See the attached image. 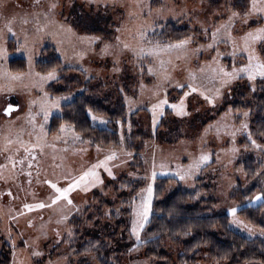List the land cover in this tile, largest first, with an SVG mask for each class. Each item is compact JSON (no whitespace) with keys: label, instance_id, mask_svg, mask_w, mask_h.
I'll list each match as a JSON object with an SVG mask.
<instances>
[{"label":"rangeland","instance_id":"obj_1","mask_svg":"<svg viewBox=\"0 0 264 264\" xmlns=\"http://www.w3.org/2000/svg\"><path fill=\"white\" fill-rule=\"evenodd\" d=\"M52 4L56 7L51 8ZM76 4L83 7L84 22L91 26L99 14L111 18L108 32L89 33L72 25L71 11ZM250 6L249 2L240 10L234 6V0H39L38 3L36 0H0V250L4 244L12 247L11 264H99L93 254L78 255L73 249L79 239L71 231L70 221L81 216L86 207L90 208L87 217L81 218L84 224H81V240L88 236L108 240L115 225L123 223L120 234L124 240L121 238L115 243L119 247L114 245L121 251L120 264H153L144 258L141 246L152 213L157 179L167 177L177 182L168 186L166 196L181 187L196 192L200 200L213 198L216 202L209 216L226 214L230 217V227L240 235L264 239L263 229L236 215V219L251 226L249 232L233 224L228 212L232 207L238 212L244 206L264 202V199H255L264 194V146L253 136L249 139V112L226 108L243 95V102L251 103L257 93L256 84L262 82L264 86V78L257 76L249 81L241 73L242 78L230 79L220 72V69L231 72L233 67L247 64L248 53L243 51L241 37L250 30L264 27V13L245 16ZM233 12L238 15L230 24L232 38L222 28L214 42L211 33L226 23ZM9 20L13 21L14 34L5 27ZM170 24L190 31L187 37L190 41L181 49L167 48L166 45L175 42L159 36L170 29ZM141 33L145 34L144 38ZM92 37L99 39L93 42L89 39ZM11 40L14 51L8 48ZM125 44L128 48H124ZM209 44L212 47H208ZM105 45L109 46L107 54L102 51ZM50 46L56 49L64 67L78 68L86 77L98 80L93 87L97 89L98 98L109 99L110 107L124 99L127 118L116 124L120 139L118 149L93 147L66 125L62 126L65 131L60 129L55 135L48 134L51 118L60 115L61 107L76 96L72 92L53 97L47 92L59 78V71H55V79H42L47 74H39L36 63L41 51ZM252 47L253 54L264 62V43ZM154 49L158 54H149ZM15 58L26 60L25 73L9 71L8 62ZM12 76L21 79L12 80ZM225 80L229 82L225 84ZM193 87L197 89L195 92L191 90ZM180 91H183L182 96H179ZM181 98L189 113L185 116L177 115L171 107ZM164 100L167 103H161ZM57 101L58 106L54 107ZM10 103L18 108L6 115L5 109ZM157 105L159 107H154ZM138 111L141 129H135L130 120ZM88 115L93 126L108 127L106 118L91 112ZM161 124L162 129L157 132ZM243 124H247V129ZM134 135L137 136L134 138ZM140 135L151 137L152 141L144 144L136 162L128 145L141 149ZM113 153L115 156L107 165L114 178L104 168L97 169L103 183L86 192L72 191L70 198L74 206L61 200L42 209L25 207L41 202L51 204L53 189L46 181L66 187L65 176H78ZM201 155L209 159L199 168L189 170ZM249 158L255 160L252 179L239 166ZM121 176L141 180V190L133 193L135 187L122 188L116 182ZM149 184L153 188L150 212L137 240L131 231L136 218L133 210L139 208ZM252 186H255L254 191H250ZM117 187L119 193H116ZM239 187L246 194L243 203L232 199ZM112 212L116 213V219L112 218ZM88 217H92L91 223L86 222ZM262 222L264 224V213ZM115 239L119 240V236ZM34 252L41 255H33ZM58 254L62 255L59 259Z\"/></svg>","mask_w":264,"mask_h":264},{"label":"trees","instance_id":"obj_2","mask_svg":"<svg viewBox=\"0 0 264 264\" xmlns=\"http://www.w3.org/2000/svg\"><path fill=\"white\" fill-rule=\"evenodd\" d=\"M249 2L250 0H234V6L240 10L245 9ZM71 14L74 18L72 25L81 30L89 33L108 32L111 18L103 14L95 16V20L91 22L93 26L84 22L83 7L76 4L72 8ZM169 28L159 34L161 39L166 38L176 43L187 39L190 35V31L176 29L174 24H170ZM9 50H15L13 41L9 42ZM8 69L12 74L25 73L27 71L26 60L23 58L11 59L8 62ZM53 69L59 71V78L47 88V92L53 97L65 96L72 92H75L76 96L72 102L61 107L60 115L51 118L48 134L55 135L63 125H66L72 128L83 141L90 142L93 147L118 149L120 139L116 124L123 123L127 118L124 99H119L113 107H110L109 99L98 98L97 89L93 87V84L98 80L86 77L78 68L64 67L56 49L51 46L45 47L36 63V70L39 74L46 75ZM256 85L257 93L251 103L245 104L242 100L244 99L243 95L239 101L229 103L226 108L232 107L234 111L249 112L251 136L264 146V86L262 82H258ZM182 94L183 91H180L179 96ZM89 112L106 118L108 127L93 126L88 115ZM139 114L140 111L136 112L130 119L133 120L135 129L142 128V121L138 118ZM161 129L162 124L157 128V132ZM159 134L155 137L156 141ZM136 136L134 135V138ZM150 141H152L151 137L142 136L143 146L140 144L141 149L135 148L133 144L128 145L129 151L135 154V161H139L144 144ZM140 164L142 165V163ZM239 166L244 169L250 179L254 177L256 169L253 158L247 159ZM116 182L125 190L135 187L133 193L142 188V185H139L142 183L141 180H133L124 176L118 178ZM174 182L177 180L170 177L157 179L152 213L146 225L143 235L144 243L141 246L146 260L153 264H264V239H249L240 235L230 227V217L226 214L209 216L208 212L216 202L213 198L200 200L196 192H188L181 187L166 196L168 186ZM110 184L107 185V188ZM253 184L256 185L255 182ZM115 190L116 193H119L120 189L117 187ZM254 190L255 186H252L250 191ZM244 196L246 198L245 192H242L239 187L232 199L243 203ZM89 208H84L81 216L74 217L70 221L71 231L73 230L76 239H79L73 249L78 255L93 254L99 264H120L121 251L114 248V245L124 238L120 234L123 223L115 225L108 240L98 236L80 239L81 218L87 217ZM263 213L264 202L256 206H244L237 212V215L250 225L264 230ZM112 214V218L116 219V213L112 212ZM91 220L92 217H88L86 222L91 223ZM115 236H119V240H116ZM68 239V237L65 238L66 241ZM115 246L119 247V244ZM12 257V247L4 244L0 250V264H11ZM61 257V254L56 256L57 259Z\"/></svg>","mask_w":264,"mask_h":264},{"label":"snow or ice","instance_id":"obj_3","mask_svg":"<svg viewBox=\"0 0 264 264\" xmlns=\"http://www.w3.org/2000/svg\"><path fill=\"white\" fill-rule=\"evenodd\" d=\"M36 2L38 3L39 0H36ZM250 5L251 6L249 9V12L245 13V16H247L251 13H264V0H250ZM50 7L55 8L56 5L52 4ZM237 15H238L237 12H233L232 15L228 17V21L226 23L220 25V27H217L211 33L212 40L214 42L216 41L217 36L220 33L222 28L225 29V31L227 32L228 37L230 39L232 38V33L229 30V28H230V24H231L233 17H235ZM12 22H13L12 20L7 21L5 24V27L7 28V31L9 33L14 34L13 29L11 27ZM27 22H28L27 20H24V23H27ZM205 32H207V29H205ZM144 35H145L144 33H141L142 38H144ZM89 39L94 42L96 39H99V38L98 37H92ZM117 40H119V37H117ZM241 40L243 41V51L248 53L247 64L243 65L239 68L233 67L231 72H227L224 69H220V72L223 74L224 77H229L230 79L242 78L240 76L241 73L245 74L249 81L255 80L257 76L264 78V62H262L257 56H255L253 54L254 49L252 47L253 45H255L257 43H264V27H258L255 30H250V31L246 32L241 37ZM189 41H190V38L185 39V40H180V41L176 42L175 44L166 45V47L169 49H181L185 45H187L189 43ZM233 43L235 44L234 40H233ZM108 47H109L108 45H105L104 49L102 50L106 54L108 53ZM156 47L158 48L159 45H157ZM208 47H212V44H209ZM124 48H128V45L125 44ZM141 54H144L143 49H141ZM149 54H158V53L154 49ZM149 71H151V69H149ZM55 78H56L55 69H53L51 72H49L47 74V77H42V79H55ZM11 79L12 80H19V79H21V77L20 76H12ZM228 82H229L228 80L224 81L225 84ZM189 87H191V85ZM191 90L193 92H195L197 89H195L193 87ZM185 95H187V94H185ZM201 95H203V93H201ZM204 98L209 100V103H212V100H210L209 97L204 96ZM33 103H35V102H33ZM161 103H167V101L164 100ZM53 106L57 107L58 101L54 102ZM154 107H159V105L154 106ZM171 107L176 111V114L179 116H185V115L189 114L186 111L185 100L183 98H181L178 103L172 104ZM16 108H18V105L13 106L10 103L7 106V108L5 109V114L6 115L10 114L11 111L16 110ZM41 109L44 110L43 105H41ZM29 115H31V113H29ZM44 115H45V119H47V115H48L47 111L44 112ZM244 115L247 116L248 113H244ZM31 118L34 120V117H31ZM93 119H96V117H93ZM242 127L244 129H247L248 126H247V124H243ZM41 130L43 131V129H41ZM61 131L63 132V131H65V129L62 127ZM249 139H251L250 134H249ZM252 143L255 145L256 144L255 140H252ZM256 146L259 147V145H256ZM25 151L27 152L29 150L25 149ZM114 156H115V154L113 153V155L106 157L104 160L98 161L96 164H93L90 168L83 171L78 176H65L64 179L67 181L66 187L61 188V187H58L57 184L52 182V181H46V183H48L50 185V187L53 189V194L50 197L51 204H45V203L41 202V203H38L35 205L26 204L25 207L28 208L29 210H33L34 208L42 209L45 207H51L52 205H56L61 200L65 201L68 206H74L73 201L70 198V193L72 191H74L76 189H80L81 191L86 192L91 187H95L97 184L103 183V181L101 180V178L99 176V173L97 172V169L104 168L105 171H107L108 175L110 177H113V173H112L111 169L108 167L107 161L112 160L114 158ZM32 159H35V156H33ZM208 159H209V157L207 155H201L198 161H194L193 164L189 166V170H191L192 168H199L200 164L202 162L207 161ZM21 163H22V161H21ZM31 166H32L31 163H29V168H31ZM13 167H15V163H13ZM162 167H163V165H162ZM28 175L31 176V173L29 172ZM153 177H155V173H153ZM180 178L184 179L183 176H181ZM29 183H31L30 180H29ZM146 192H147V195L145 197H143L139 208H135L133 210V214L136 218L132 221L131 231H132V234L136 236L137 240L140 239V235H139L140 230L143 228L144 224L148 220L150 207H151L152 194H153V188H152L151 184H149V186L147 187ZM8 194L11 195L10 192ZM255 199L257 201L264 199V194L257 195L255 197ZM228 212L233 217V220H232L233 224H236L237 226L245 227L248 229L249 232L252 231L251 226L245 225V224H243L242 221L235 218L237 215V208L236 207H232V208L228 209ZM33 255L39 256V255H41V253L34 252Z\"/></svg>","mask_w":264,"mask_h":264},{"label":"crops","instance_id":"obj_4","mask_svg":"<svg viewBox=\"0 0 264 264\" xmlns=\"http://www.w3.org/2000/svg\"><path fill=\"white\" fill-rule=\"evenodd\" d=\"M12 41V40H11ZM13 45H14V43H13ZM8 48H9V45H8Z\"/></svg>","mask_w":264,"mask_h":264},{"label":"water","instance_id":"obj_5","mask_svg":"<svg viewBox=\"0 0 264 264\" xmlns=\"http://www.w3.org/2000/svg\"><path fill=\"white\" fill-rule=\"evenodd\" d=\"M10 114H11V113H10ZM10 114H9V115H10Z\"/></svg>","mask_w":264,"mask_h":264}]
</instances>
